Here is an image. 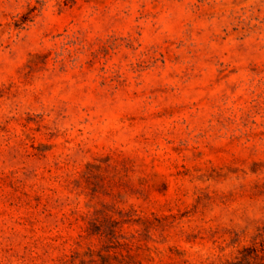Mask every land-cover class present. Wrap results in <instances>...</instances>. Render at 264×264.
I'll return each instance as SVG.
<instances>
[{
    "label": "rangeland",
    "instance_id": "obj_1",
    "mask_svg": "<svg viewBox=\"0 0 264 264\" xmlns=\"http://www.w3.org/2000/svg\"><path fill=\"white\" fill-rule=\"evenodd\" d=\"M0 264H264V0H0Z\"/></svg>",
    "mask_w": 264,
    "mask_h": 264
}]
</instances>
